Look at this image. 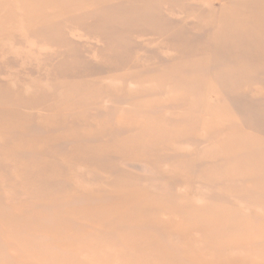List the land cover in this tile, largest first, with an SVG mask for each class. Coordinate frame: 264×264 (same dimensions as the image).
<instances>
[{
    "label": "rangeland",
    "instance_id": "374dc122",
    "mask_svg": "<svg viewBox=\"0 0 264 264\" xmlns=\"http://www.w3.org/2000/svg\"><path fill=\"white\" fill-rule=\"evenodd\" d=\"M3 1L0 264H264V0Z\"/></svg>",
    "mask_w": 264,
    "mask_h": 264
},
{
    "label": "bare ground",
    "instance_id": "6f19581e",
    "mask_svg": "<svg viewBox=\"0 0 264 264\" xmlns=\"http://www.w3.org/2000/svg\"><path fill=\"white\" fill-rule=\"evenodd\" d=\"M6 3L9 1V0H4ZM3 1V2H4ZM13 1V0H12ZM22 1H24V0H22ZM21 1V2H22ZM4 2V3H5ZM11 2V1H10ZM18 2V1H17ZM20 2V3H21ZM25 2V1H24ZM51 2H54V1H51ZM100 2H101V0H89L88 1V4L87 5H89V4H91V5H93V6H95V5H100ZM19 2L18 3H14L13 4V6L15 5V4H17L18 6H19V4H20ZM31 3H33V1H31ZM3 4V3H2ZM28 4V3H27ZM26 4V5H27ZM8 4H6V6H7ZM16 5V6H17ZM23 5H24V3H23ZM90 5V6H91ZM2 6V5H1ZM17 6V7H18ZM21 6V5H20ZM51 6H56V5H51ZM11 7H12V5H11ZM81 8V5H76V8ZM261 7H264L263 5H260L259 3H256V5H254V7H253V11L254 12H256L259 8H261ZM19 8V7H18ZM11 9V8H10ZM13 9V8H12ZM58 9V8H57ZM6 10V9H5ZM17 10H19V9H17ZM61 10H62V8H61ZM21 11V10H20ZM20 11H19V13H20ZM9 12V11H8ZM22 12V11H21ZM60 12V11H59ZM8 14V13H7ZM7 14L5 15V16H7ZM11 14V13H10ZM56 14V13H55ZM20 15V14H19ZM54 15V14H53ZM63 15V14H62ZM8 16H10V15H8ZM18 17V16H17ZM8 18V17H7ZM21 18H22V16H21ZM21 18H20V20H21ZM36 18V17H35ZM15 19V18H14ZM11 20V19H10ZM43 20V19H42ZM41 20V21H42ZM13 21V20H12ZM11 21V22H12ZM23 21V20H22ZM21 21V22H22ZM37 21V20H36ZM40 21V20H39ZM44 21V20H43ZM10 22V21H9ZM10 22V23H11ZM14 22V21H13ZM16 22V21H15ZM5 23H7V21L6 22H4V25H6ZM18 23H19V19H18ZM23 23V22H22ZM12 25H13V23H11ZM16 24V23H15ZM68 24V23H67ZM22 26H23V24H21ZM2 26V25H1ZM18 26H20L19 24H18ZM8 27V26H7ZM13 28H16V27H14V25L12 26ZM21 27V26H20ZM2 28V27H1ZM0 28V29H1ZM24 28V27H23ZM22 28V30L24 31L25 29H23ZM44 28V27H43ZM42 28V29H43ZM3 29V28H2ZM20 29L21 28H19V30L17 31V32H20ZM38 29V28H37ZM40 29V28H39ZM6 30H10L9 28L8 29H6ZM14 30V29H13ZM21 30V32H23ZM33 30V29H32ZM35 30V29H34ZM44 30V29H43ZM257 30V29H256ZM249 31V29H247V30H243V31H240L239 33H240V35H245L247 32ZM250 31H254L255 32V30H250ZM2 32V34H3V31H1ZM10 32V31H9ZM16 32V31H15ZM68 32V31H67ZM23 33H25V31L23 32ZM2 34H1V36H2ZM5 34H7V32L5 33ZM11 34V33H10ZM4 36V35H3ZM2 36V37H3ZM7 36V35H6ZM34 36V35H33ZM41 38V37H40ZM21 39V38H20ZM19 39V40H20ZM22 40V39H21ZM48 41V40H47ZM47 43V42H46ZM254 43H256V42H254ZM257 44V43H256ZM79 88V87H78ZM190 99V98H189ZM0 121H2L1 119H0ZM203 125V124H202ZM203 127V126H202ZM206 131H209V130H206ZM0 134H1V132H0ZM206 138V137H205ZM154 141H155V146H158V142L160 143L161 141H160V139H154ZM208 151V150H207ZM241 151H242V149H241ZM241 151H236V152H233V148H230L229 150H228V152H230V153H237V152H241ZM210 153V151L208 152V155H211L212 153H214V152H211V154H209ZM207 154V153H206ZM215 154H220L218 151H217V153L215 152ZM213 155V154H212ZM221 157V156H220ZM220 157H218V155H217V157H211V156H209V158L211 159V158H215V159H218V158H220ZM212 161V160H211ZM214 161V160H213ZM213 163V162H212ZM247 167V165L246 166H244L243 168V170H241L238 174H236L235 176H237L238 177V179H240V180H238V181H240V182H244V181H246L248 178H250V176L249 175H254V174H256V172L255 171H253L252 173H250V172H248V170L249 169H245ZM211 169H213V168H211ZM211 169H209V170H211ZM208 172H210V171H208ZM210 175H212L211 173H210ZM261 177H264V176H260V178ZM219 181V180H218ZM211 182V181H210ZM210 182H209V184H210ZM212 184V183H211ZM262 192V193H261ZM261 192L259 191V194H263L264 192L261 190ZM170 211H171V208H168ZM172 212V211H171ZM175 223H178V222H175ZM179 224H181V225H179ZM177 226H179V228L176 230L179 234H184V232L186 233V232H191V231H193V233L195 232V233H201L202 232V237L204 238V241L205 242H207V241H210V238H208V237H206V235L209 233V235L211 234L210 232H208L207 230H205V225L203 224L202 225V227H197L196 228V226H193L192 227V225L194 224L193 222H186V223H179ZM189 224H191V225H189ZM177 226H175V228H177ZM220 227H222V225L220 226ZM203 228V229H202ZM174 229V228H173ZM154 232V231H153ZM208 232V233H207ZM239 232H241L240 230H234L233 232H232V235L231 236H229L228 238H229V241H230V244L231 245H233V246H237V245H239V243L238 242H236V241H231V239H233L234 238V236L235 235H239ZM193 233H191V235L193 234ZM149 235H152V233H148ZM146 236V238L148 239L149 238V236L146 234L145 235ZM213 236H216V231H215V235H213ZM124 237H129V235H127V236H124ZM209 237H211V236H209ZM248 238H251V240H253V239H256V238H254V237H248ZM241 241V243H245L244 245H246L247 244V242H248V240H247V235H246V239H244V240H240ZM247 241V242H246ZM120 242H122V244L124 243V244H126V243H128V241H127V239L126 238H120ZM240 243V244H241ZM195 244V243H194ZM248 244H249V242H248ZM129 250H134V251H138V252H140L141 253V255L144 257V256H146L147 255V252H146V248H145V246H141V248H139L138 246H137V243H132V244H129V248H128ZM145 249V250H144ZM155 250V249H154ZM197 250H199V249H197ZM174 251H176L175 249H174ZM199 252V251H198ZM183 254V257L185 258V260L187 259V258H190V257H187L186 255L187 254H184V253H181L180 251L178 252V251H176V254ZM174 254V253H173ZM199 255H200V253H199ZM188 256H190L189 254H188ZM202 256V255H201ZM233 260V259H232ZM158 261V260H157ZM231 261V260H230ZM236 261V260H235ZM165 262H168V259H164V263ZM51 263V262H50ZM49 263V264H50ZM153 263V262H152ZM236 263H238V262H236ZM155 264H162V263H159V261L157 262V263H155Z\"/></svg>",
    "mask_w": 264,
    "mask_h": 264
}]
</instances>
